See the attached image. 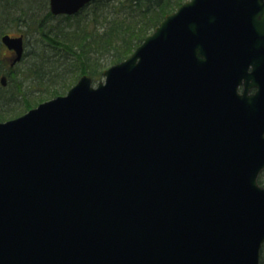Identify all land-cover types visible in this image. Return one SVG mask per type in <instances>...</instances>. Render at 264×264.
<instances>
[{
    "label": "water",
    "instance_id": "95a60500",
    "mask_svg": "<svg viewBox=\"0 0 264 264\" xmlns=\"http://www.w3.org/2000/svg\"><path fill=\"white\" fill-rule=\"evenodd\" d=\"M102 74L0 121V264H259L264 0H186Z\"/></svg>",
    "mask_w": 264,
    "mask_h": 264
},
{
    "label": "trees",
    "instance_id": "16d2710c",
    "mask_svg": "<svg viewBox=\"0 0 264 264\" xmlns=\"http://www.w3.org/2000/svg\"><path fill=\"white\" fill-rule=\"evenodd\" d=\"M183 1L93 0L74 15H60L59 17L66 21L65 24L58 26L57 29L52 26L49 34L45 33L46 36L48 34L47 37H53H49V40L55 38V42L62 47L61 55L70 58V62L66 63L63 58L50 59L48 56L38 54L36 61L29 66V70H35L40 75L38 79L49 80L45 84L46 95L57 94L58 87L69 86L72 78L75 80L77 76L84 73L89 74L93 80L97 79L104 69V65L99 61L102 55L111 52V62L121 61L142 42L166 13L176 9ZM45 17L55 18L57 16H53L47 8ZM98 53L101 56L95 57L94 55ZM55 83L58 85L56 89L53 87ZM50 87L54 89L51 92L48 89ZM46 95L39 97L38 101ZM2 98L4 94L0 86V101ZM34 103L28 106H33ZM4 113L5 111H0V120L3 119ZM258 181L262 182L259 178ZM259 264H264V244Z\"/></svg>",
    "mask_w": 264,
    "mask_h": 264
},
{
    "label": "rangeland",
    "instance_id": "374dc122",
    "mask_svg": "<svg viewBox=\"0 0 264 264\" xmlns=\"http://www.w3.org/2000/svg\"><path fill=\"white\" fill-rule=\"evenodd\" d=\"M185 1V0H184ZM47 3V2H46ZM45 3V0L43 4L40 6V2L38 1V4L34 2V0H20L18 1L13 0L10 5V13L11 19L13 23L9 30H5L4 32H11V34H17L19 31L24 30L23 27H19L18 19L13 20L16 16L20 14V11H24V13H27V32L28 34L25 36V53L22 58V60L13 65V67H10L9 69L11 76L8 77V80L6 82L5 86H1L3 88V94L4 98L0 101V111L5 110L4 108H7L9 110H5L3 114V119L0 121H4L10 118H13L15 116H18L27 110H29L32 107H35L40 102L50 99L58 94H65L67 89L70 85L74 84L75 81L79 78L77 76L75 80L72 78L70 82H72L69 86H65L63 88H59L58 85L55 83L53 87H58L57 94L53 95H46L47 92H44L45 90V84L49 82L46 78L38 79L40 75L35 70H29V66L32 64V62L36 61L37 56L36 55H42V56H48L51 58H63V60L69 61L70 58H65V56L61 55L62 47H60L59 43H56L55 38L54 40H49L51 36L47 37L49 34V30L52 29V26H54V29H57L58 26L64 25L65 20H63L61 17L57 16L55 18H46L45 15H47V4ZM9 21H7L5 24L9 25ZM73 22V20H72ZM44 24V26H43ZM5 25V26H6ZM97 25V23H95ZM100 25V24H99ZM96 28V27H95ZM29 30L33 31L30 32ZM30 32V33H29ZM48 33L47 36L45 33ZM49 38V39H48ZM53 38V37H51ZM60 52V53H59ZM64 53V52H63ZM9 50L6 48L0 46V59H3L4 56H9ZM95 57L101 56L99 53L97 55H94ZM112 59V53L108 52L101 56L100 62L102 65H104L103 68H106L113 64L111 62ZM70 62V61H69ZM102 68V69H103ZM5 73V69L0 68V75ZM31 76V77H28ZM104 77L100 75L97 79L93 80V84H96L98 80H103ZM62 84V83H61ZM68 84V83H67ZM51 91L52 88H48ZM21 92V93H20ZM20 93V94H19ZM46 95L45 98L38 101L39 97ZM35 102V103H34ZM31 103H34L33 106ZM24 106H27L29 108H26ZM11 109V110H10ZM13 110V111H12ZM9 111V112H8ZM260 184L264 186V170L259 174ZM263 252V251H262Z\"/></svg>",
    "mask_w": 264,
    "mask_h": 264
},
{
    "label": "flooded vegetation",
    "instance_id": "af4514ba",
    "mask_svg": "<svg viewBox=\"0 0 264 264\" xmlns=\"http://www.w3.org/2000/svg\"><path fill=\"white\" fill-rule=\"evenodd\" d=\"M13 0H0V46L6 48L7 50H9L10 55L9 56H4L3 59H0V68L5 69V73H3L4 75H6V78L8 80V77L11 76L9 69H11L10 67H13V65L17 64L20 62V60L13 62V58L15 57L14 51L7 48L1 41V37L4 34H9L10 36H22V40H23V56L25 53V36L28 34L27 32V13H24V11H20V14L18 16H16L15 18H13V20L18 19V26L19 27H23L24 30L19 31L17 34H11V32H4L5 30H9V27L12 24H15L11 21H9L11 19V14L10 13V5L12 3ZM18 1V3L20 2V0H15ZM38 1L40 2V6L43 4L44 0H34V2L36 4H38ZM47 2V3H46ZM45 3L47 4V8H48V12H50L53 16H60V15H67V14H53L50 10V4H49V0H45ZM9 21V25H6L5 23ZM6 25V26H5ZM33 32V31H30ZM9 68V69H8ZM9 73V75H8ZM1 74V75H3ZM0 75V77H1ZM8 75V77H7ZM1 86H4L2 83H0ZM5 110H7V108H4ZM3 110V111H5ZM9 110V109H8ZM6 112V111H5Z\"/></svg>",
    "mask_w": 264,
    "mask_h": 264
}]
</instances>
